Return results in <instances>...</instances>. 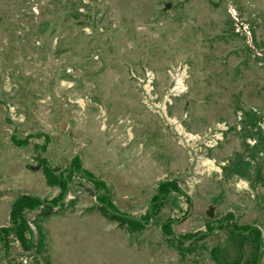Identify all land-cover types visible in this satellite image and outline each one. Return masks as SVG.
<instances>
[{
    "label": "rangeland",
    "instance_id": "rangeland-1",
    "mask_svg": "<svg viewBox=\"0 0 264 264\" xmlns=\"http://www.w3.org/2000/svg\"><path fill=\"white\" fill-rule=\"evenodd\" d=\"M180 63L164 116L138 79L159 104ZM74 158L93 178L25 213L32 249L0 235V264H264V0H0V228ZM96 180L147 227L105 218Z\"/></svg>",
    "mask_w": 264,
    "mask_h": 264
},
{
    "label": "trees",
    "instance_id": "trees-1",
    "mask_svg": "<svg viewBox=\"0 0 264 264\" xmlns=\"http://www.w3.org/2000/svg\"><path fill=\"white\" fill-rule=\"evenodd\" d=\"M44 172L45 177L47 178L48 183L52 185H59L62 189L61 193L50 199L43 200L37 196L23 194L18 196L11 207L10 210V221L11 225L8 227L0 228V235L7 237L10 233H14L17 239L23 245V248L26 250L32 249L33 246L30 245V238L27 236L28 226L26 225L25 213L27 211L39 210V215H50L56 213L57 211H61L64 209L65 201L63 198L64 194L68 190V183L71 180V175H75V172H79L82 176L87 179H92V175L89 174L86 170L83 169L82 162L78 158H74L69 168L66 169V174L61 172L59 175H56L51 171L50 166L44 162ZM97 189V208L99 212L108 220L117 222L119 226L126 228L130 232L142 231L147 227V222L144 218H135L125 212L120 211L115 205L112 193L110 188L108 187L107 182L96 180ZM164 186L161 185L159 192L162 197L165 196V192L163 189ZM158 195V194H157ZM160 207L162 204L159 205ZM162 231L165 234H171L168 230L167 226L162 227ZM183 237H189L188 235H184ZM204 238V236H200Z\"/></svg>",
    "mask_w": 264,
    "mask_h": 264
},
{
    "label": "built area",
    "instance_id": "built-area-1",
    "mask_svg": "<svg viewBox=\"0 0 264 264\" xmlns=\"http://www.w3.org/2000/svg\"><path fill=\"white\" fill-rule=\"evenodd\" d=\"M171 82L169 87L167 88L162 100L157 104V93L154 92L155 90V80L156 75L155 72L151 69H147L144 73L143 77H140L139 83L145 93V98L150 103V106H157L158 109L163 112V115H167L168 106L173 103L177 97L182 96L183 94L187 93L188 85L186 83L187 78V68L184 63H180L171 67L170 70ZM169 123L173 124L176 131L180 135H184L183 140H186L185 143L192 144V142L197 141L200 137L197 135L186 133L180 124V122L176 118L168 117ZM218 128H221L219 126ZM217 137V136H216Z\"/></svg>",
    "mask_w": 264,
    "mask_h": 264
},
{
    "label": "water",
    "instance_id": "water-1",
    "mask_svg": "<svg viewBox=\"0 0 264 264\" xmlns=\"http://www.w3.org/2000/svg\"><path fill=\"white\" fill-rule=\"evenodd\" d=\"M166 7L169 8V4ZM61 114H62V117H63V120H62V123H61V128L63 130H65V128H66V120H65V115H64L62 110H61Z\"/></svg>",
    "mask_w": 264,
    "mask_h": 264
}]
</instances>
